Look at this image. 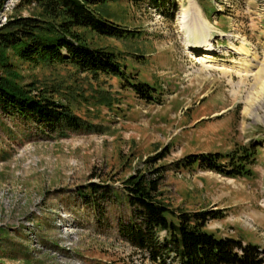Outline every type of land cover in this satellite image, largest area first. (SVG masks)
Returning <instances> with one entry per match:
<instances>
[{
  "label": "rangeland",
  "instance_id": "374dc122",
  "mask_svg": "<svg viewBox=\"0 0 264 264\" xmlns=\"http://www.w3.org/2000/svg\"><path fill=\"white\" fill-rule=\"evenodd\" d=\"M173 1L162 10L131 0L98 6L130 31L126 37L82 30L92 47L115 54L128 79L155 88L148 99L118 77L32 64L0 49L14 79L50 91L81 122L47 135L0 115V264H159L119 227L132 214L127 180L154 169H161V202L210 211L218 217L207 222L209 232L258 245L264 256V0ZM17 2L6 1L0 26L38 11ZM192 3L210 28L220 69L202 71L206 53L178 31ZM210 153L223 162L249 153L251 172L229 177L183 162ZM150 160L157 162L149 168ZM91 183L107 185L108 197L91 194Z\"/></svg>",
  "mask_w": 264,
  "mask_h": 264
},
{
  "label": "trees",
  "instance_id": "16d2710c",
  "mask_svg": "<svg viewBox=\"0 0 264 264\" xmlns=\"http://www.w3.org/2000/svg\"><path fill=\"white\" fill-rule=\"evenodd\" d=\"M6 1L0 0V13ZM108 1L112 0H18V8L34 7L38 11L10 18L0 26V49H13L20 59L32 64L72 65L81 72L118 77L127 81L138 97L151 98L153 86L136 78L128 79L113 52L92 47L84 37L82 30L117 38L131 35L120 24L99 15L97 7ZM131 1L159 10L175 7L173 0ZM0 65V115L31 121L47 135L80 126L71 108L56 100L50 91L35 83H19L10 74L8 61L0 60ZM227 157L229 161L223 162L221 153L191 154L183 162L229 177L250 174L249 153ZM155 162L150 160L148 167ZM160 176L161 169H154L127 180L125 191L132 214L128 222L119 221L126 241L159 264H167L168 260L176 264H264L258 245L218 237L206 229L207 222L218 217L215 214L207 210L179 211L161 202ZM90 193L104 199L110 190L107 185L91 183ZM91 197L86 195L85 200L90 201Z\"/></svg>",
  "mask_w": 264,
  "mask_h": 264
},
{
  "label": "bare ground",
  "instance_id": "6f19581e",
  "mask_svg": "<svg viewBox=\"0 0 264 264\" xmlns=\"http://www.w3.org/2000/svg\"><path fill=\"white\" fill-rule=\"evenodd\" d=\"M183 22L180 25V28L178 31L185 34V38L187 42H194L192 45L193 50L202 51V53H206L204 55V58L201 59V62L203 63V70H212V69H220L221 67L215 66V63L219 62L220 60L214 56H212L211 51L212 48L210 47V44H212L210 41V28L205 23V20L196 6L195 3L191 4V7L187 9L183 14ZM192 21V22H189ZM198 33L202 36V40L197 41L195 37V33ZM241 51H245L247 53L248 50L244 47L240 48ZM231 63H236L235 58H230L229 60ZM249 71V70H246ZM264 90V86H263Z\"/></svg>",
  "mask_w": 264,
  "mask_h": 264
}]
</instances>
